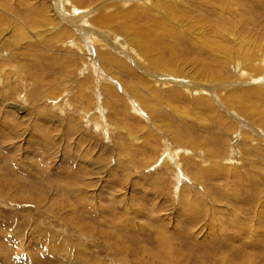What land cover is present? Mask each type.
<instances>
[{
	"label": "rangeland",
	"instance_id": "rangeland-1",
	"mask_svg": "<svg viewBox=\"0 0 264 264\" xmlns=\"http://www.w3.org/2000/svg\"><path fill=\"white\" fill-rule=\"evenodd\" d=\"M78 1L0 0V264H264V0Z\"/></svg>",
	"mask_w": 264,
	"mask_h": 264
},
{
	"label": "bare ground",
	"instance_id": "bare-ground-1",
	"mask_svg": "<svg viewBox=\"0 0 264 264\" xmlns=\"http://www.w3.org/2000/svg\"><path fill=\"white\" fill-rule=\"evenodd\" d=\"M76 1H78V0H76ZM155 1V3L153 2V3H151V5L152 4H154L155 6H159V2H161L160 0H154ZM79 2V1H78ZM119 3V2H118ZM162 3H163V5H164V7L166 8V9H169L174 15H175V13H176V8H177V6L175 5V3L173 2V1H170V0H162ZM122 4V3H121ZM175 7V8H174ZM231 8V7H230ZM230 8H229V5L227 4L226 6H225V8L224 7H222V5L220 6V9L222 10V12L223 13H225V12H228L229 14H230V16H233V17H235L236 16V14L233 12V11H231L230 10ZM136 11H134V9H130L129 10V13H127L125 16H126V18H131L132 17V15H134V13H135ZM181 14L183 15L184 13H182L181 12ZM238 14V13H237ZM122 15V14H121ZM124 16V15H123ZM225 22V21H224ZM71 23V22H70ZM73 23V22H72ZM71 23V24H72ZM226 23V22H225ZM230 23V22H229ZM228 23V24H229ZM241 23H242V25H244L243 23L244 22H240L239 23V25H241ZM74 24V23H73ZM233 23H230L229 24V26L227 27L228 29H227V31H229V35L230 36H232L233 35V38H234V40L236 41V43H238V46H237V48H236V50L233 52V55H235L236 57H235V59H244V61L248 64V66H249V64L251 63V61H252V59H254L255 57H256V54L257 53H262V56L264 57V44H262V46H261V43L259 42V39H260V37H256V36H254V35H249L250 37H243L242 39H239V37L235 34V29H233L232 28V25ZM66 25V24H65ZM250 25V24H249ZM252 26V25H251ZM246 27L247 26H245V29H246ZM256 27V26H255ZM161 28H163V24L160 26V28L159 27H156V29L157 30H159V29H161ZM77 29V28H76ZM103 29V28H102ZM221 29V28H220ZM69 30V29H68ZM95 30V29H94ZM97 30V29H96ZM223 30V29H222ZM259 30V29H258ZM93 31V30H92ZM253 31V30H252ZM251 31V32H252ZM51 31H49V33H50ZM64 30L63 31H61V32H59L58 31V34L57 35H59V36H65L64 35ZM69 32H71V31H69ZM68 32V33H69ZM223 32V31H222ZM221 32V33H222ZM242 32V31H241ZM68 33H66V35L68 34ZM224 33H226V29H224ZM223 33V34H224ZM260 33V32H259ZM69 34H71V33H69ZM75 34V33H74ZM87 35L86 36H88L89 38L91 37V35H92V33H90V32H88V33H86ZM110 34V33H109ZM238 34V33H237ZM253 34H254V32H253ZM258 34V33H257ZM116 35H119V33L118 34H116ZM228 35V36H229ZM258 36V35H257ZM263 36V35H262ZM76 37V36H75ZM93 37H95V36H93ZM114 37V36H113ZM117 37V36H116ZM115 37V38H116ZM242 37V36H241ZM67 38V37H66ZM69 38V37H68ZM71 38V37H70ZM122 38V37H121ZM63 39V38H62ZM75 40V39H74ZM79 40L81 41L82 40V38L81 37H79V36H77V40H75V41H77L78 43H79ZM93 40V39H92ZM261 40V39H260ZM69 41V40H68ZM261 41H263V40H261ZM64 42V41H63ZM82 43L83 44H85V45H83V44H81V42H80V47H82L83 48V50H84V52L86 51V41H85V38H83V40H82ZM131 43V42H130ZM89 44V43H88ZM63 45V44H62ZM79 46V45H78ZM86 46V47H85ZM236 47V46H235ZM105 48V47H104ZM108 48V47H107ZM227 50H229V49H227ZM88 52V51H87ZM230 52H232V51H230ZM90 53V52H89ZM88 53V54H89ZM109 53V52H108ZM222 53V55H224V58L226 59V58H228V59H230V58H232V57H230V54H229V52L228 51H224V52H221ZM106 55V54H105ZM232 55V54H231ZM107 56V55H106ZM100 57H102V56H100ZM113 57V56H112ZM111 57V58H112ZM107 59H109V57L107 58ZM228 59H226V60H228ZM118 60V59H117ZM120 60V59H119ZM136 60V59H135ZM123 61V60H122ZM111 62V61H110ZM245 63V64H246ZM261 62L259 61V64H260ZM111 64V63H110ZM118 65V64H117ZM122 65V64H121ZM116 66V65H115ZM253 66V65H252ZM252 66L250 65L249 67H251L252 68ZM255 66H256V64H255ZM214 67V66H213ZM213 69V68H212ZM240 69V68H239ZM259 69V68H258ZM213 70H215V68L213 69ZM244 71V70H243ZM143 73V72H142ZM146 74V73H145ZM257 74V73H256ZM141 75V74H140ZM264 75V74H263ZM146 76V75H145ZM218 76V75H217ZM102 77V76H101ZM219 77V76H218ZM151 78V77H150ZM214 78V77H213ZM149 79V78H148ZM207 79V78H206ZM257 79V78H256ZM147 80V79H146ZM213 80V79H212ZM259 79H257V81H258ZM106 81V80H105ZM108 81V80H107ZM106 81V82H107ZM261 81H262V83L263 84H260L259 86L260 87H258L257 88V90L255 89H250L249 91H245V92H250L251 94H259L260 95V99H262V98H264V79H261ZM202 83H204V82H202ZM196 86V88L197 87H199V86H197V85H195ZM204 87V86H203ZM239 87V86H238ZM255 87V86H254ZM241 88V87H240ZM109 89V88H108ZM235 90V89H234ZM245 90V89H244ZM111 91V90H110ZM203 92H205V91H203ZM233 92V91H232ZM244 92V93H245ZM237 93H239V92H237ZM242 93V92H241ZM230 95V94H229ZM245 95V94H244ZM247 96V95H246ZM232 98H233V96H232ZM249 98V97H248ZM230 99V98H229ZM109 100V99H108ZM91 101V100H90ZM145 101V100H144ZM261 101H263V100H261ZM260 101V102H261ZM203 102V101H202ZM141 104V103H140ZM262 104V103H261ZM135 140V139H134ZM138 141V140H137ZM255 141V140H254ZM198 156V155H197ZM199 157V156H198ZM205 163H206V161H204ZM207 163H209V162H207ZM213 225V224H212Z\"/></svg>",
	"mask_w": 264,
	"mask_h": 264
}]
</instances>
